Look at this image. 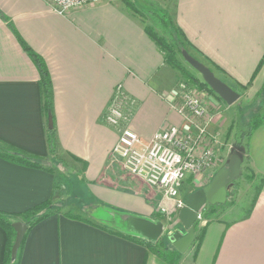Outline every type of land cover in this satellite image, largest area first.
Wrapping results in <instances>:
<instances>
[{
	"label": "crops",
	"instance_id": "1",
	"mask_svg": "<svg viewBox=\"0 0 264 264\" xmlns=\"http://www.w3.org/2000/svg\"><path fill=\"white\" fill-rule=\"evenodd\" d=\"M156 13L167 15L172 26L164 30ZM146 27L169 37L178 29L196 56L222 71L217 78L240 91L237 102L263 93L264 0H98L65 15L46 0H0V145L50 157L39 74L15 32L49 72L57 158L67 169L60 176L0 157V212L21 214L50 199L69 206L29 231L19 264H165L140 242L161 237L159 209L177 219L174 202L120 171L111 160L119 131L105 120L120 86L129 100L125 127L143 143L167 127L186 128L173 109L180 102L179 76ZM207 101L229 113L236 109V103L211 96ZM217 123L209 131L222 139L225 122ZM246 143L240 170L249 165L255 188L264 181V124ZM219 162L217 171L225 165ZM235 208H222L202 227L184 264H264V186L249 215L250 205L242 216L226 220L224 212L234 214ZM176 223L167 234L184 233ZM5 247L0 227V264Z\"/></svg>",
	"mask_w": 264,
	"mask_h": 264
},
{
	"label": "built area",
	"instance_id": "2",
	"mask_svg": "<svg viewBox=\"0 0 264 264\" xmlns=\"http://www.w3.org/2000/svg\"><path fill=\"white\" fill-rule=\"evenodd\" d=\"M46 1L55 13L65 15L98 0ZM193 93L187 84H180V102L173 106L186 128L170 126L162 129L153 135L149 143H143L135 133L125 127L128 121L125 111L129 100L122 94L120 86L115 89L105 114L107 123L119 131L111 152V160L125 175L156 189L163 198L173 201L176 212L184 207V200L179 196L183 184L188 179L201 178L218 162L216 141L208 136L207 124L203 120L205 109ZM201 221L202 211L197 213V223ZM175 232L178 231L171 233Z\"/></svg>",
	"mask_w": 264,
	"mask_h": 264
},
{
	"label": "trees",
	"instance_id": "3",
	"mask_svg": "<svg viewBox=\"0 0 264 264\" xmlns=\"http://www.w3.org/2000/svg\"><path fill=\"white\" fill-rule=\"evenodd\" d=\"M126 6L129 9V11L135 15L136 17L141 18L142 22L145 23L143 15L134 7L133 4L130 2H126ZM155 18L158 19L160 24L163 27H171L172 23L169 17L165 14H155ZM146 34L150 37V39L153 41V43L157 46L159 51L163 54L164 62L167 64L170 68H172L174 71H176L181 78L186 80L185 82L191 83L193 86H195L198 89H205L209 92H211L213 95H215L209 87L203 82L197 80L195 77L191 76L180 64V62L177 60V55H181V52L183 50L187 51L193 58L198 60V56H195L192 52L194 50L187 41L181 36V33L178 29H175V42L172 41V44L168 43L165 38L160 37L157 33L154 32L153 29L146 27L145 28ZM14 35L22 47V49L27 53L35 67L37 68L38 74H39V87L41 90V105H42V112L43 115L46 118L47 124L48 119L51 118L53 122V89L51 84V79L49 72L47 70V67L42 60L41 57H39L37 54H35L22 40L21 38L14 32ZM177 37V39H176ZM177 40V41H176ZM182 56V55H181ZM264 60V59H263ZM261 61V64L263 62ZM199 61V60H198ZM200 62V61H199ZM206 62V61H205ZM207 65H209L210 69L213 71L216 77H218V74H222V71L217 68L214 64L210 62H206ZM260 67V65H259ZM217 73V74H216ZM256 74V72H255ZM240 90H244L246 87H238ZM238 94H240V91H237ZM216 96V95H215ZM217 97V96H216ZM218 98V97H217ZM218 100H220L218 98ZM221 101V100H220ZM263 106H264V99H263ZM264 124V115H257L254 116L250 123L248 124V129L246 132H244V137L246 139V142L251 135V133L256 130L259 126ZM46 141L47 146L49 149V155L50 157L48 159H42L34 156L27 155L24 152L18 151L14 148L7 147L0 145V157L8 160L9 162H13L16 164H20L26 167L30 168H37V169H45L48 171H53L51 167H49L50 162L54 163L55 161H58V165L60 164V161L57 160V141H56V133L54 128L48 129L46 131ZM245 143V147H246ZM243 171H247L250 173L249 176L245 177L247 181H253L254 175L252 171L249 168V165L246 163L244 165ZM235 186V185H233ZM264 186V181L261 180L260 184L254 188V196L252 198L250 209L247 211L246 216L250 214L252 207L254 206V203L256 202V199ZM216 206L209 207L204 212L203 217L207 218L214 210ZM59 212L58 204L54 203L51 199L39 204L21 214H6L0 212V227L5 231L6 233V247H5V255L3 258L2 264H19L20 258H21V252L23 249V245L25 242V239L27 237V234L29 231L38 223L45 220L49 216ZM67 217L72 219H79L74 215L66 214ZM21 222L26 226V232L24 234V237L22 239V242L20 244L19 250L17 252V256L14 260L11 259V248L14 243L15 239V231L12 227L14 223ZM203 234V229H197V226H195V240L192 246L198 245ZM167 239H158L155 242L152 243V241H144L140 242L141 245H143L150 253L156 255L159 259H161L165 264H176V259L178 256V252H176L172 246L170 245L169 241ZM139 242V241H137Z\"/></svg>",
	"mask_w": 264,
	"mask_h": 264
},
{
	"label": "rangeland",
	"instance_id": "4",
	"mask_svg": "<svg viewBox=\"0 0 264 264\" xmlns=\"http://www.w3.org/2000/svg\"><path fill=\"white\" fill-rule=\"evenodd\" d=\"M163 28L164 30H167L166 27H163ZM164 30H160V32H158V35L160 37H164L165 40L170 44H172V41L175 42V37H174L175 35L173 34L171 35L172 37L171 36L169 37L168 33ZM197 58L201 63H203L208 68H210L209 65H207V63L203 59H201L200 57H197ZM177 60L180 62L181 66L191 76L195 77L199 81H202V77L184 61L183 57L180 54L177 55ZM178 76H179L180 81L177 83L176 90L178 91V86L180 84L182 83L187 84L189 88L193 90L194 92L193 94L196 95V97L201 101L202 106L205 109V116L203 120L207 124L206 130H207L208 136L216 141L215 151H216L217 160H218L216 166L212 170L207 171V173L204 174L201 178L199 177L196 180L188 179L183 184L180 190L179 196H180V199L184 200L188 194L201 190L204 186H206L211 181V179L217 172L218 166L220 164L219 161L222 160L223 164H226L227 161H225L224 155L228 151L230 154L231 153L237 154V155L245 154L246 139L243 133L246 132V128L248 127V124L250 123L251 119L254 116L264 115L261 113V109L263 106V99H264V91L263 93H261L255 98H248V99L245 98V100L242 99L241 101L236 102L234 106L236 108L235 111L233 113L232 112L229 113L228 111H225L224 109L217 108V106H213L208 103L207 98L209 96H211L212 98L214 97L215 100H218V98L215 95H213L211 92L205 89H198L195 86H193L191 83H189L188 81L185 82L186 80L181 78L179 74ZM217 122L218 123L220 122V124L222 122L223 123L225 122L224 127L220 126L223 128L222 131L225 130L226 132L225 135L221 137L222 139H219L220 137H217V135H214L210 133L209 131V126ZM244 165H246V162L243 164V166H241L242 168H241L240 176L228 188L226 202H225V205H223L224 207L216 206L215 210L207 218L203 217V221L197 223L196 225L197 229H202V227L205 224L212 221L216 217L215 215H218L219 210L221 211L222 208L230 209V208L236 207L235 209L238 210V211H235L234 214L228 213V211L224 210L225 211V212L223 211L225 213L224 218L226 220H233L244 214L245 210L251 204L252 198L254 196V191H253L254 186L253 184H251L252 181H247L245 179V177L249 176L250 173L242 170L244 168ZM49 167H51L59 175L61 173H65V171L67 170L63 162L61 165L60 164L58 165V161H55L54 163L50 162ZM56 204H58V209L59 208L69 209V206H67L68 204H65V205L63 204L60 205L59 203H56ZM175 214L177 216L178 212H176ZM158 215L162 217L161 218L162 220L159 223V227L163 233V234L161 233V237H159V239L164 238L169 241V237L173 233L169 235L166 232L168 230H171L172 228L173 229L175 228V225L177 224L176 221H178V218L175 219V217L171 215V213H169L165 209H162V212L159 209ZM153 242L155 241H152V243ZM182 255L183 256H181V254H178L177 259H176V264H184L183 259H185V256L184 254Z\"/></svg>",
	"mask_w": 264,
	"mask_h": 264
},
{
	"label": "water",
	"instance_id": "5",
	"mask_svg": "<svg viewBox=\"0 0 264 264\" xmlns=\"http://www.w3.org/2000/svg\"><path fill=\"white\" fill-rule=\"evenodd\" d=\"M181 55L184 61L194 69L209 89L226 105H233L239 100V94L215 76L213 71L193 58L183 50ZM53 128L52 119H48V129ZM241 159L239 155L231 153L226 164L213 176L211 181L201 190L188 194L184 199V207L177 214L178 221L184 231L175 232L169 237L173 249L179 254H184L194 243L197 213L204 212L209 207L224 205L229 186L240 176ZM15 231V239L11 248V259L17 256L20 244L26 232V226L21 223L12 225Z\"/></svg>",
	"mask_w": 264,
	"mask_h": 264
}]
</instances>
